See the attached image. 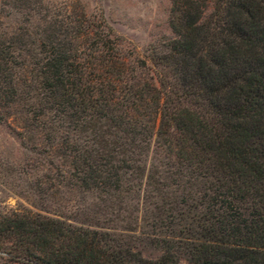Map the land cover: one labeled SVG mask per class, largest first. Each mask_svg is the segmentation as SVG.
<instances>
[{"label": "trees", "instance_id": "16d2710c", "mask_svg": "<svg viewBox=\"0 0 264 264\" xmlns=\"http://www.w3.org/2000/svg\"><path fill=\"white\" fill-rule=\"evenodd\" d=\"M31 1H4L32 14L0 25V123L38 199L0 208V264H264V0H170L143 55Z\"/></svg>", "mask_w": 264, "mask_h": 264}, {"label": "rangeland", "instance_id": "374dc122", "mask_svg": "<svg viewBox=\"0 0 264 264\" xmlns=\"http://www.w3.org/2000/svg\"><path fill=\"white\" fill-rule=\"evenodd\" d=\"M4 1L0 0V25L4 22L11 30L19 23L27 24L22 20L30 17L32 11L20 9L17 12ZM66 7L72 12L84 9L88 14L103 18L122 38L123 44L138 55H143L149 45L172 35L170 0H48L51 11H64ZM30 156L35 155L22 146L14 130L8 124L0 123V208L30 207L31 201L38 199L34 195L27 199L20 193L27 185V176L17 170ZM32 176L35 178L36 174Z\"/></svg>", "mask_w": 264, "mask_h": 264}]
</instances>
